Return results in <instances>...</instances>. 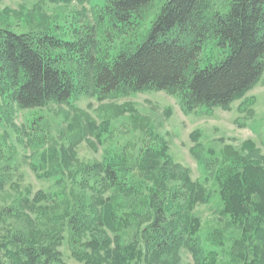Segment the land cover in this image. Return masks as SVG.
<instances>
[{
	"label": "rangeland",
	"instance_id": "374dc122",
	"mask_svg": "<svg viewBox=\"0 0 264 264\" xmlns=\"http://www.w3.org/2000/svg\"><path fill=\"white\" fill-rule=\"evenodd\" d=\"M163 1L156 0L144 10L134 29L105 28L99 35V57L112 56L140 40ZM209 1L212 9L224 11L231 4V0ZM103 2L0 0V26L17 31L57 28V33L67 35L71 28L94 21ZM219 55L221 50L210 41L202 57L205 62ZM0 114V207L15 209L0 221V239L20 227L34 233L38 241H57L62 233L59 249L68 264H104L107 249L126 252L135 264H242L246 260L241 244L234 246L241 229L224 210L220 177L230 165L241 168L255 162L264 170V72L228 107L187 111L178 94L165 90L128 89L100 97L91 88L66 102L50 101L34 108L20 107L0 92ZM149 146L154 147L152 153L145 152ZM111 156L134 162V173L143 175L149 185L161 179L181 192L182 185L194 190L203 187L189 205L199 218L196 239L204 253L183 244L153 257L147 254L143 227L148 218L137 215L145 207L147 189L108 191L95 177L86 182L90 172L102 173L101 162ZM92 202H101L99 209L110 205L113 220L87 226L75 242L69 215L77 206L92 214ZM129 210L133 215L122 219L121 213ZM14 251L11 246L6 249L5 264H19L16 258H8Z\"/></svg>",
	"mask_w": 264,
	"mask_h": 264
},
{
	"label": "trees",
	"instance_id": "16d2710c",
	"mask_svg": "<svg viewBox=\"0 0 264 264\" xmlns=\"http://www.w3.org/2000/svg\"><path fill=\"white\" fill-rule=\"evenodd\" d=\"M154 2L104 0L94 21L71 28L67 35L57 33V28L17 31L0 26V92L20 107L34 108L50 101L66 102L91 88L100 97L119 90L155 89L178 94L183 108L191 111L200 106L228 107L259 81L264 72V0H231L225 11L212 9L209 0H164L140 40L100 58L102 31L136 28L143 11ZM210 41L222 55L204 62L203 50ZM262 138L264 141V128ZM153 150L149 146L145 152ZM101 167L102 173L90 172L86 182L95 177L108 191L137 193L147 189L145 207L137 215L148 218L143 227L148 255L183 244L199 254L204 251L196 239L199 218L189 205L201 192V185L195 190L182 185V192L170 189L161 179L149 185L143 175L134 173V162L119 156L106 158ZM229 168L220 177L221 197L224 210L241 229L234 246L241 244L246 260H239L264 264V170L255 162ZM91 206L92 214L77 206L69 215L75 242L87 226L113 220L110 205L99 209L101 202H92ZM14 210L9 205L0 207V221ZM132 215L129 210L120 217ZM62 236L57 241H38L25 227L17 228L0 239V264H5L9 246L15 251L8 258L19 264H68L59 249ZM106 252L104 264H135L126 252Z\"/></svg>",
	"mask_w": 264,
	"mask_h": 264
}]
</instances>
